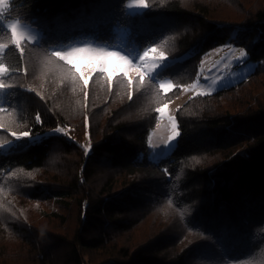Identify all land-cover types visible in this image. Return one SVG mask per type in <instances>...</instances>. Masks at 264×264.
<instances>
[{
	"label": "trees",
	"instance_id": "trees-1",
	"mask_svg": "<svg viewBox=\"0 0 264 264\" xmlns=\"http://www.w3.org/2000/svg\"><path fill=\"white\" fill-rule=\"evenodd\" d=\"M128 1L9 0L4 18L36 20L45 43L25 44L23 60L7 55L15 87L0 143L23 131L40 140L0 152V264H264V0H146L133 15ZM119 30L139 52L179 58L163 69L172 91L146 82L130 100L127 78L109 87L96 75L85 98L48 51L85 38L114 48ZM226 43L245 49L253 71L187 100L178 146L150 162L155 109ZM57 127L67 135L43 137Z\"/></svg>",
	"mask_w": 264,
	"mask_h": 264
},
{
	"label": "snow or ice",
	"instance_id": "snow-or-ice-1",
	"mask_svg": "<svg viewBox=\"0 0 264 264\" xmlns=\"http://www.w3.org/2000/svg\"><path fill=\"white\" fill-rule=\"evenodd\" d=\"M135 6L139 8H147L148 4L146 0H133ZM9 10V0H0V20L4 19V14ZM64 21L58 19V23H63ZM32 24H36V27H33ZM3 25H0V29H2ZM7 31L9 34V39L7 42H0V113L6 112L8 109L5 107L7 103V98L10 95H14V93L8 91L15 87L13 84H9L6 82V78H10L14 73L11 66L7 63V55L8 51L15 49L16 52L19 53L21 60H23L25 56V44L29 47L40 45L42 42L45 43L44 40L41 39L43 37V29L39 26L36 20H33L31 24L22 23L20 20H16L12 23L7 24ZM110 45L104 46H67V50H64L60 45H54L48 49L50 56L54 57L56 61L63 62L66 67L68 73L71 76L72 82L74 84H81L84 89L85 98H87L88 92L87 89L89 87L90 82L95 78L96 75L101 76L105 79L109 87H111L113 80H123L127 77V70L132 69L136 72L137 81H133L131 79L127 80V85L129 88V99L133 98L132 89L135 87L137 92H140L144 87L145 83H149L160 91L164 93H168L176 87L171 79L165 80L163 77L165 72L163 69L170 62L168 56L164 51H157V47L149 48L144 51L143 54H139L138 59L139 63H135L136 59H130L129 56L121 54L119 51H110L108 48ZM219 51V49H217ZM155 54V59L149 60V57ZM230 55H232V51L230 50ZM248 54L244 48H240L238 51V55L234 57V62L238 64H246L247 63ZM75 58H86L88 60L99 61L97 66L92 67L89 71L84 73H79L75 69L74 59ZM110 58H115L122 64L127 66V69L120 75L113 73L112 75H106L107 69L106 64ZM179 58H173L171 61H176ZM25 74L27 70L25 69ZM250 74V73H249ZM221 78H217L213 80L210 85H208L207 91H201L196 93V95L204 96L210 95L216 87L219 86V80ZM200 83L199 77L197 78L196 83H193L190 87L196 88ZM189 86H185L183 90L187 91ZM29 91H33L29 89ZM159 94V92L157 93ZM39 95V93H37ZM43 98V97H41ZM10 107V105H9ZM167 105H163L162 107H157L155 111L160 114V116L165 115V109ZM168 119L171 123V135L168 136L167 140L164 143L163 148H156L153 152L154 160H161L165 156L174 152L176 147L178 146L179 140L178 137L181 136V133L177 131V122L176 120L168 116ZM37 122H41L40 115L36 116ZM85 125L87 127L88 121L85 118ZM5 125L0 123V128H4ZM62 133L67 135L64 132L63 128L57 127L52 134ZM15 136L14 140H5L0 143V150H4L6 148H11L14 141H21L24 139H30L33 142H38V136H33L29 131H23L19 135L12 133ZM85 154L87 155L91 151V146L85 147ZM199 163V161H196ZM27 175L31 176V173H27Z\"/></svg>",
	"mask_w": 264,
	"mask_h": 264
},
{
	"label": "rangeland",
	"instance_id": "rangeland-1",
	"mask_svg": "<svg viewBox=\"0 0 264 264\" xmlns=\"http://www.w3.org/2000/svg\"><path fill=\"white\" fill-rule=\"evenodd\" d=\"M125 9L128 14L133 15V14L141 13L145 8H139L134 5L133 0H129L126 3ZM14 21L16 20H7L4 18L3 20H0V25H3V28L7 30V24L12 23ZM124 35H125V31L119 30L118 31L119 40L117 42V45L114 48H108V50L119 51L121 52V54L129 56L130 59L133 60L136 59L135 63L138 64L139 63L138 56L139 54L142 55L143 52H139L138 49L134 46L133 47L127 46L126 41L124 40ZM68 46L95 47V46H104V45L96 44L91 39L85 38V39H79L73 41ZM217 49H219V51H217ZM239 49H240L239 47H236L230 43H226L224 45L208 50L200 60L198 73L195 79L189 85H187L189 86L188 90L187 91L183 90L184 89L183 87L180 93L174 99L165 103L167 105V108L165 109L164 116L161 117L160 114L157 113L158 121L155 124V126L149 131L147 137V147L150 151L148 159L150 162L155 163L158 161L153 159V152L156 148H163L164 143L167 140L168 136L171 135V123L168 119V116H171L175 119L176 110L179 109L190 98L198 96L196 95V93L201 91H207L208 85H210L213 80H216L217 78H221L219 80V86L216 87L212 93L241 81L249 73L253 71L254 64H252L248 60L246 64H238L234 62V57L238 55ZM64 50H67V46L64 47ZM230 50L232 51V55H230ZM152 59H155V54H152V56L149 57V60ZM171 62L172 61L170 60L168 65ZM73 63L75 69L78 71V74L79 73L86 74L89 71V69H91L94 66H97L99 61L88 60L86 58H75ZM106 69H107L106 75H112L113 73L120 75L127 69V66L122 64L115 58H110L106 64ZM135 77H137L136 72L132 69H128L127 77L125 78H127L128 80L129 79L132 80ZM198 77L200 83L196 88L194 89L191 88L190 86L193 83H196ZM164 79L168 80L166 78ZM162 93L164 92L162 91ZM54 130L45 133L43 137L62 134V133L52 134ZM38 140H40V136H38ZM26 141L31 142L30 139H26ZM82 146L83 148L89 146L86 137L82 140ZM5 150L6 149L0 150V152H5Z\"/></svg>",
	"mask_w": 264,
	"mask_h": 264
}]
</instances>
